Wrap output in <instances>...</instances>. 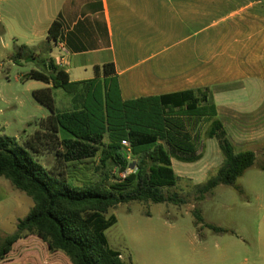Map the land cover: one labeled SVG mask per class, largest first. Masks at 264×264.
Segmentation results:
<instances>
[{"label":"trees","instance_id":"1","mask_svg":"<svg viewBox=\"0 0 264 264\" xmlns=\"http://www.w3.org/2000/svg\"><path fill=\"white\" fill-rule=\"evenodd\" d=\"M62 28L61 21L55 20L43 42L35 47L15 46L11 58L15 64L35 62L42 68L30 70L22 80L47 85L32 95L50 115L39 121L38 129L21 146L15 138L0 137V177L33 202L29 213L18 219L16 232L0 238V262L31 234L45 242L49 251L65 254L71 264H127L109 246L106 231L116 224L109 211L132 202L183 203L176 194L164 191L179 181L172 157L182 162L198 158L194 142L200 136L198 131L193 139L189 135L200 121L210 122L205 136L216 139L222 158L215 175L195 185L200 201L217 187L235 183L254 165L256 156L251 150H235L214 106L208 104V89L122 101L112 63L95 66L92 80L71 82L50 57L62 38ZM53 90L70 97V110L56 108ZM123 140L130 144L135 172L120 179L114 170L123 172L130 164ZM44 153L54 155L52 169L36 159ZM95 159L97 178L75 185L68 169L95 163ZM193 215L197 226L203 221L200 211L195 209ZM207 228L218 231L211 225Z\"/></svg>","mask_w":264,"mask_h":264},{"label":"crops","instance_id":"2","mask_svg":"<svg viewBox=\"0 0 264 264\" xmlns=\"http://www.w3.org/2000/svg\"><path fill=\"white\" fill-rule=\"evenodd\" d=\"M0 2L2 31L16 45L37 46L61 21L50 57L71 82L92 80L95 66L112 63L122 101L208 89L234 148H264V0ZM202 122L210 123L200 121L191 139ZM19 241L38 244L31 234ZM26 262L41 264L32 250Z\"/></svg>","mask_w":264,"mask_h":264},{"label":"rangeland","instance_id":"3","mask_svg":"<svg viewBox=\"0 0 264 264\" xmlns=\"http://www.w3.org/2000/svg\"><path fill=\"white\" fill-rule=\"evenodd\" d=\"M3 3L0 2V137L15 138L18 145L38 129L39 121L50 115L32 95L46 88L42 82L22 80L30 70L42 71L35 62L15 64L11 60L16 45L2 31ZM22 45V44H21ZM56 52V50H54ZM56 108L71 109V99L62 90H53ZM208 123L197 129L200 143L194 149L198 158L182 162L171 158L172 169L179 177L177 185L165 194H176L183 203L121 204L109 211L116 224L106 231L111 249L121 254L127 264H264V148L256 147L254 165L235 183L219 186L198 199L195 185L214 176L221 165V154L215 138H207ZM237 152L245 151L235 146ZM36 159L46 168L56 166L54 155L44 153ZM95 163L68 169L73 183L83 186L97 178ZM33 202L0 177V238L16 232L18 219L24 218ZM200 211L203 221L195 226L193 212ZM211 225L218 229L212 231ZM28 242V241H26ZM19 241L8 258L0 264H24L29 252L41 264H71L62 252L51 258L45 242L37 246Z\"/></svg>","mask_w":264,"mask_h":264},{"label":"built area","instance_id":"4","mask_svg":"<svg viewBox=\"0 0 264 264\" xmlns=\"http://www.w3.org/2000/svg\"><path fill=\"white\" fill-rule=\"evenodd\" d=\"M122 148L125 153L126 160L130 163L129 166L126 168L125 171L123 172H117L114 170V174L119 177L120 179H124L127 175L134 173L135 172V166H134V161H133V155L131 152V147L128 141L123 140L121 142Z\"/></svg>","mask_w":264,"mask_h":264}]
</instances>
